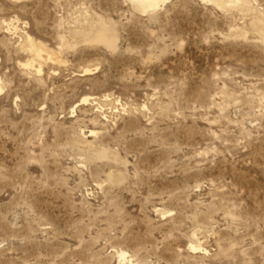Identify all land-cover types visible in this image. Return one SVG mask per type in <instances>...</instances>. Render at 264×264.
Segmentation results:
<instances>
[{
    "label": "rangeland",
    "instance_id": "374dc122",
    "mask_svg": "<svg viewBox=\"0 0 264 264\" xmlns=\"http://www.w3.org/2000/svg\"><path fill=\"white\" fill-rule=\"evenodd\" d=\"M255 17L203 0L155 13L0 0V264H119L118 249L140 264H264ZM89 23L108 24L115 46L73 35ZM25 32L61 61L23 66Z\"/></svg>",
    "mask_w": 264,
    "mask_h": 264
},
{
    "label": "bare ground",
    "instance_id": "6f19581e",
    "mask_svg": "<svg viewBox=\"0 0 264 264\" xmlns=\"http://www.w3.org/2000/svg\"><path fill=\"white\" fill-rule=\"evenodd\" d=\"M129 1L131 3V6L139 12L155 13L158 9H160L162 6H164V4L168 0H129ZM203 1L208 2V3H212L215 6L222 8V9H225V10H229L231 8L238 6V5H244L247 10L253 11L255 13V16H256L253 21L251 20L250 28L259 34L264 35V11L258 9L254 5H252L249 0H203ZM16 22H18L17 19H11V21L9 23L5 22L6 25L8 26L7 31H13V33H15L18 29L17 25H15ZM90 23H89V26H87V27H81L80 26V28L78 27L79 29L74 30V32L72 31V33H74L73 35L79 39L102 42V43H104L110 47L115 46V39L110 32L111 29L108 26V24H106L107 25L106 26L105 24H98L97 23L98 25H94V23L93 24H90ZM19 45H20L22 50L29 52L31 55V59L27 60L25 63H23V66H25L26 68H36L37 73H40L42 71L43 59H52V60H57L59 62L61 61L58 58V56L55 53H53L51 50H49L44 43L34 39L30 34H28L26 32H25L24 38L20 41ZM91 71H92V69L89 67L84 68V70L82 71V75L90 74V73H92ZM2 88L3 87L0 85V91H2ZM89 97L88 96L83 97L82 103L86 104V103L90 102ZM108 97H109V95H105V100H107ZM102 107H103L102 104H101V106L99 105L97 110L103 111ZM90 132H91V135H94V136L98 134V132L95 130H91ZM77 142L79 143V141H77ZM82 142L86 143L87 146L91 145L87 141V139L84 137L82 138ZM103 149H105V148H103ZM97 154L100 157H104L108 154V152H107V150H100ZM158 212H160V211H158ZM164 212H162L163 215H164ZM193 236L195 237L196 234L193 233ZM189 249L193 252H201V251L206 252V250L203 247H201V243L198 240L191 241V243H189ZM115 255H116V258L118 260L117 262L119 264H140V262L136 261L133 258V255L129 254L125 250L118 249L116 251Z\"/></svg>",
    "mask_w": 264,
    "mask_h": 264
}]
</instances>
